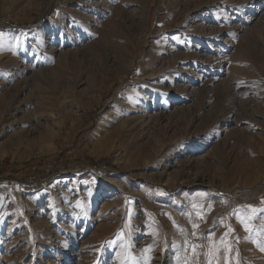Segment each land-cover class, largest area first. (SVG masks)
<instances>
[{
    "label": "rangeland",
    "instance_id": "1",
    "mask_svg": "<svg viewBox=\"0 0 264 264\" xmlns=\"http://www.w3.org/2000/svg\"><path fill=\"white\" fill-rule=\"evenodd\" d=\"M2 97L0 264H264V0H0Z\"/></svg>",
    "mask_w": 264,
    "mask_h": 264
},
{
    "label": "crops",
    "instance_id": "2",
    "mask_svg": "<svg viewBox=\"0 0 264 264\" xmlns=\"http://www.w3.org/2000/svg\"><path fill=\"white\" fill-rule=\"evenodd\" d=\"M225 228L227 229L228 227L226 226ZM226 229L223 231V233L226 234L223 236L224 238H227L228 236H231V234L236 232V230L228 231ZM238 252H239L238 250H234L232 248L227 249L224 252L220 250L217 253L218 254L217 257H207V260H208L207 264H242V260L238 256ZM222 254H223V257H221Z\"/></svg>",
    "mask_w": 264,
    "mask_h": 264
},
{
    "label": "bare ground",
    "instance_id": "3",
    "mask_svg": "<svg viewBox=\"0 0 264 264\" xmlns=\"http://www.w3.org/2000/svg\"><path fill=\"white\" fill-rule=\"evenodd\" d=\"M203 64V63H202ZM191 96V95H190ZM3 97H5V96H3ZM0 98V110H6L7 111V106H6V104H5V101H4V98ZM148 96H147V94L146 93H142L141 94V96H134L132 99H131V101H130V104L133 106V107H136V106H142L144 103H146L145 102V100H146V98H147ZM192 97H194V96H192ZM7 102V101H6ZM148 102V101H147ZM1 113V112H0ZM132 122L133 120H128V119H125V120H122V122Z\"/></svg>",
    "mask_w": 264,
    "mask_h": 264
},
{
    "label": "trees",
    "instance_id": "4",
    "mask_svg": "<svg viewBox=\"0 0 264 264\" xmlns=\"http://www.w3.org/2000/svg\"><path fill=\"white\" fill-rule=\"evenodd\" d=\"M4 24H9V22H3ZM84 159L88 162V163H90V164H92V165H98V164H100V163H102L103 161L101 160V161H96L94 158H92L91 156H84Z\"/></svg>",
    "mask_w": 264,
    "mask_h": 264
}]
</instances>
